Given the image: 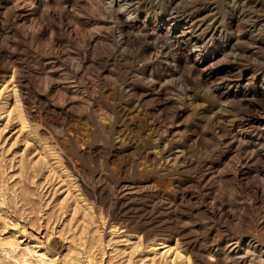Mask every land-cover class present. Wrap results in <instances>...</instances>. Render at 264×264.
<instances>
[{
	"label": "rangeland",
	"instance_id": "rangeland-1",
	"mask_svg": "<svg viewBox=\"0 0 264 264\" xmlns=\"http://www.w3.org/2000/svg\"><path fill=\"white\" fill-rule=\"evenodd\" d=\"M121 4L0 0V264H264V0Z\"/></svg>",
	"mask_w": 264,
	"mask_h": 264
},
{
	"label": "bare ground",
	"instance_id": "bare-ground-1",
	"mask_svg": "<svg viewBox=\"0 0 264 264\" xmlns=\"http://www.w3.org/2000/svg\"><path fill=\"white\" fill-rule=\"evenodd\" d=\"M105 1H107L108 3H109V5L108 6H111V8L113 7V8H116V9H118V12H120L121 14H125L126 13V11L128 10V9H125L124 8V6H121L122 4H121V2H122V0H105ZM10 4V3H9ZM105 4V3H104ZM127 5V4H126ZM128 6V5H127ZM130 10V9H129ZM131 13V12H130ZM127 14V13H126ZM131 18V17H130ZM129 18V19H130ZM128 19V18H127ZM172 38H174V37H172ZM237 57V56H236ZM188 59V58H187ZM16 90V89H15ZM16 96V95H15ZM18 100V99H17ZM20 101V100H19ZM19 101H16L17 102V106H15L16 107V109H18V110H16V111H18V117H19V119L22 121V122H24L25 121V119H24V114H23V112H22V108H21V106H20V104L21 103H19ZM15 102V103H16ZM22 105V104H21ZM30 121V120H29ZM25 123H26V121H25ZM23 125H24V123H23ZM245 150V149H244ZM171 152V151H170ZM168 156V155H167ZM176 156H177V154H176ZM177 160V159H176ZM157 220V219H156ZM142 235V234H141ZM14 247V246H13ZM161 248V247H160ZM164 248V247H163ZM12 251H14V250H12ZM244 251V250H243ZM14 254V253H13ZM15 255V254H14ZM218 255V254H217ZM4 256H5V260L7 259V260H9V259H12V258H15V257H12L11 256V254L10 253H8V252H6L5 254H4ZM219 256V255H218ZM36 257H38V260H36V261H39L40 262V264H46V263H48V262H46V256L44 255V254H41L40 253V255H38V256H36ZM17 259V258H16ZM15 260V259H14ZM24 260H26V259H23L22 261H24ZM49 260V259H48ZM13 261V260H12ZM16 262H17V264H29L28 262H27V260L26 261H24L23 263H21L19 260H16ZM31 264V263H30Z\"/></svg>",
	"mask_w": 264,
	"mask_h": 264
}]
</instances>
